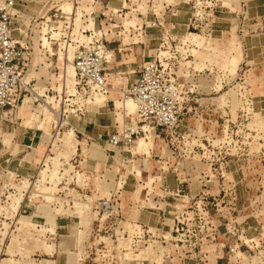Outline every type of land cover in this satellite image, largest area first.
Returning a JSON list of instances; mask_svg holds the SVG:
<instances>
[{
	"label": "rangeland",
	"instance_id": "rangeland-1",
	"mask_svg": "<svg viewBox=\"0 0 264 264\" xmlns=\"http://www.w3.org/2000/svg\"><path fill=\"white\" fill-rule=\"evenodd\" d=\"M72 2L75 42L48 25L50 50L36 49L26 75L34 95L0 110V264H264V0ZM79 37L106 87L68 74ZM150 62L176 106L174 126L141 121L125 104ZM131 122L144 131L135 143L98 160L80 148ZM159 140L169 153L146 180L136 153ZM141 209L156 221L143 222Z\"/></svg>",
	"mask_w": 264,
	"mask_h": 264
},
{
	"label": "built area",
	"instance_id": "built-area-1",
	"mask_svg": "<svg viewBox=\"0 0 264 264\" xmlns=\"http://www.w3.org/2000/svg\"><path fill=\"white\" fill-rule=\"evenodd\" d=\"M81 1L75 0V3L80 4ZM20 2L24 4L28 0H3L0 3V110H17L27 95L33 93L30 88L31 81H27L26 75L32 65L36 49L43 50L49 47L48 50H50L49 44L44 42V30L48 25H51L50 31L53 34L67 36V31L71 28L68 21L69 16L74 15L72 10L69 12L67 9L68 6H74L72 0H57V4L46 12L42 8L41 11L37 10L31 13L17 12L15 8ZM75 8L79 13L83 11L79 5ZM15 12L19 13L18 21L12 20ZM25 19L29 23L23 27L26 23ZM60 21H63V24L60 25ZM15 22L18 23V26L14 25ZM78 30L80 34L86 31L83 27ZM14 31L24 35V42L13 38L12 32ZM28 32L33 34V37L32 35L28 37ZM69 34L68 40L75 42L72 40V31L69 30ZM33 38H37L38 41L36 42ZM68 47H70V43H68ZM81 48H83V41L79 37L77 55L72 61L76 77L78 76L80 81H84L87 86L89 85L93 89L95 87L99 90L106 87V79L102 75V61L96 55L85 54ZM161 86L163 84L156 63H146L140 76L127 89L125 97L134 102L137 116L141 121L148 124L157 122L158 125L174 126L178 122L176 106L167 95L160 94ZM140 133H144L143 128L139 129L131 122L124 126L122 133L110 136L109 143L115 147L120 144L131 145L135 143V139Z\"/></svg>",
	"mask_w": 264,
	"mask_h": 264
},
{
	"label": "crops",
	"instance_id": "crops-1",
	"mask_svg": "<svg viewBox=\"0 0 264 264\" xmlns=\"http://www.w3.org/2000/svg\"><path fill=\"white\" fill-rule=\"evenodd\" d=\"M68 62H70V61H68ZM68 65L69 64L64 63V69ZM32 95H34V93H32ZM26 107H27V104H25V102H24V106H22L23 111L25 110ZM84 127H86V126H82V129L86 132L88 129L84 128ZM68 134L70 135L71 131ZM90 134H92V133H90ZM85 143H86V145L88 144V146H90V147H87L88 153L90 154L89 156L94 160H98L99 158H101L103 156V151L107 153V152L115 150L114 149L115 147L111 146L108 141H81L79 143V145L81 146L80 147L81 149H82V145H84ZM138 144H139V142H138ZM141 148H143V147H141L140 144L138 145V147H135L136 150H142ZM168 153H169L168 147H166L164 145V142L161 140L157 141V144H154L153 147H150L148 151H146V152L142 151L141 153L137 152L136 153V154H138L136 157L137 162H141V164H144L143 166L146 167V169L140 170L142 173V177H144V179H146V180L149 178L155 177V174H157V172H156V170H154L152 168V166L157 163L156 158L157 157L163 158ZM147 166H150V169ZM158 175H159V173H158ZM171 176H173V175H169V177H171ZM135 177H136V179L138 178L137 176H135ZM174 188L175 187H173V189ZM141 210H143V209H141ZM144 210L142 211L141 216H140V219L143 222H148V224L149 223L151 224L154 221H156V218H157L156 213H153V212L146 213V211H144Z\"/></svg>",
	"mask_w": 264,
	"mask_h": 264
},
{
	"label": "bare ground",
	"instance_id": "bare-ground-1",
	"mask_svg": "<svg viewBox=\"0 0 264 264\" xmlns=\"http://www.w3.org/2000/svg\"><path fill=\"white\" fill-rule=\"evenodd\" d=\"M70 59V58H69ZM72 63V62H71ZM73 67H74V65H73ZM75 70V69H74ZM73 73H74V75H75V72H72L71 71V69H70V67H69V69H68V74L70 75V76H72L73 75ZM126 103H130L131 105H133V110H135V108H136V105L134 104V102L133 101H131V100H129V99H127L126 101H125V104ZM129 104H127L126 106H128ZM143 141H144V139L143 138H141L140 139V141H139V144H140V146L142 147L143 146Z\"/></svg>",
	"mask_w": 264,
	"mask_h": 264
}]
</instances>
